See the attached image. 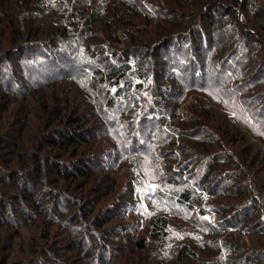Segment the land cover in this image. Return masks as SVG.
Here are the masks:
<instances>
[{"label":"trees","instance_id":"16d2710c","mask_svg":"<svg viewBox=\"0 0 264 264\" xmlns=\"http://www.w3.org/2000/svg\"><path fill=\"white\" fill-rule=\"evenodd\" d=\"M0 264H264V0H0Z\"/></svg>","mask_w":264,"mask_h":264},{"label":"rangeland","instance_id":"374dc122","mask_svg":"<svg viewBox=\"0 0 264 264\" xmlns=\"http://www.w3.org/2000/svg\"><path fill=\"white\" fill-rule=\"evenodd\" d=\"M239 10V9H238ZM241 10V9H240ZM242 19V17H240ZM191 100V98H188L187 102L185 104H187L189 101ZM214 219H216V217H213Z\"/></svg>","mask_w":264,"mask_h":264},{"label":"water","instance_id":"95a60500","mask_svg":"<svg viewBox=\"0 0 264 264\" xmlns=\"http://www.w3.org/2000/svg\"><path fill=\"white\" fill-rule=\"evenodd\" d=\"M239 16H241V15H240V8H239Z\"/></svg>","mask_w":264,"mask_h":264}]
</instances>
